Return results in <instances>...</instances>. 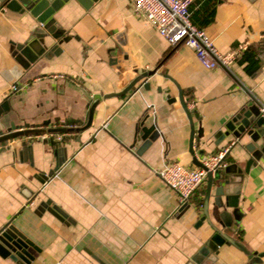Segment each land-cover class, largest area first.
Returning <instances> with one entry per match:
<instances>
[{"label":"crops","instance_id":"obj_1","mask_svg":"<svg viewBox=\"0 0 264 264\" xmlns=\"http://www.w3.org/2000/svg\"><path fill=\"white\" fill-rule=\"evenodd\" d=\"M130 1L63 2L52 17L68 40L26 67L11 47L41 25L0 6V131H29L0 141V231L12 227L30 242L24 264H186L201 247L213 256L210 264H264L257 255L264 250V154L244 171L250 138L214 137L241 107L264 105V49L253 76L238 58L206 69L189 47L167 45ZM188 9L221 51L264 38V0H192ZM144 70L154 72L104 97ZM176 85L197 137L193 155L200 160L229 146L220 173L239 197L236 208L222 204L229 217L220 224L211 185L207 212L219 232L200 221L206 177L183 207L155 173L165 161L194 165ZM145 128L156 135L137 153ZM43 131L62 140L41 139ZM0 264L17 263L0 255Z\"/></svg>","mask_w":264,"mask_h":264},{"label":"water","instance_id":"obj_2","mask_svg":"<svg viewBox=\"0 0 264 264\" xmlns=\"http://www.w3.org/2000/svg\"><path fill=\"white\" fill-rule=\"evenodd\" d=\"M67 0H0L1 8L4 7L8 10H13L18 12L19 14H28L33 16L36 21L41 25L42 32H34L32 33V38L26 40L21 43L14 44L11 47V51L14 53L15 59L22 67H26L32 62H34L37 58H49L52 54H57L59 50L58 44L62 41H66L69 38L68 36H64V31L54 25V19L52 17L53 12L59 8L63 2ZM81 4H86L91 0H77ZM48 35L51 37L52 41L49 45L44 42V36ZM154 70H144L139 73L132 79H130L125 87L117 92H108L104 97L107 96H118L126 93L127 90L132 88L136 82L144 78V76L148 74H152ZM143 85H147L145 81ZM177 86V85H176ZM178 88V86H177ZM178 102L181 104L185 115L190 121V111L186 107V103L182 99V93L178 88ZM224 131H217L214 134L216 139H219L221 136L230 133L232 137H238L239 135L245 133L248 138H250V142L245 145L246 149L251 152V157L246 161L244 171L247 170L248 166L254 163V159L258 160L261 154H264V118L261 115L259 109L254 106L241 107L237 113L231 116L227 122L224 124ZM58 131H63L62 129H55ZM28 130L15 129L14 126H11L10 129L6 133H1L0 131V141L7 140L11 138H15V136H20L23 134H27ZM35 132V131H34ZM147 129H141L137 141H140V147L137 150V153L143 148H145L156 135L155 131L150 132L147 135ZM197 139V137L193 135V126L192 121H190V131H189V144L188 151L192 155V163L196 166H201L200 160L193 155V140ZM143 140V143L141 141ZM197 141V140H196ZM50 142H52L50 140ZM23 147H28L24 141L21 142ZM60 147L57 149L59 150ZM62 159H57V164L62 163ZM53 170H50L48 174H42L43 181L47 176H50ZM239 176V174H238ZM206 177V186L204 191L203 203L201 207L200 221L206 219L209 225L213 230L219 232V230L211 223L210 216L207 212V200H208V192L211 185L214 183V199L213 205L214 209L212 214L215 217V221L222 224L227 223L229 213L222 208V204L226 207L236 208L238 202V188L237 186H233V183H230L228 177L225 175H221L220 169H216L212 173L207 171L205 173ZM224 196V203L221 197ZM41 205L46 206L44 202ZM187 206V204H184ZM183 206V207H184ZM53 212H57L60 216H64L62 212L54 205L50 207ZM221 233V232H220ZM223 236L227 238V236L222 232ZM230 240V239H229ZM235 244L234 241L230 240ZM31 245L30 242L23 237L21 233L16 231L12 227H7L0 231V255L7 256L15 261L17 264H24L28 262L29 259L32 258L30 254L27 252V247ZM237 245V244H235ZM258 257L264 255V250L257 253ZM211 260H213V256L206 250V248H199L196 250V253L193 254L189 260L186 261V264H210Z\"/></svg>","mask_w":264,"mask_h":264},{"label":"built area","instance_id":"obj_3","mask_svg":"<svg viewBox=\"0 0 264 264\" xmlns=\"http://www.w3.org/2000/svg\"><path fill=\"white\" fill-rule=\"evenodd\" d=\"M192 0H131V11L141 21L149 25L163 37L170 47L184 44L189 47L196 60L206 69L218 66L228 67L245 49L240 43L235 48L221 51L216 48L203 28H197L190 19L188 6ZM17 83L10 85L16 90ZM264 118V105L259 108ZM44 140L61 141L62 134L43 131L38 135ZM229 146L221 147L212 154L202 155L201 166L180 164L177 161H165L162 167L155 171L156 175L169 186L177 196L178 204L189 203L190 195L202 184L207 171L213 172L224 166V155Z\"/></svg>","mask_w":264,"mask_h":264},{"label":"trees","instance_id":"obj_4","mask_svg":"<svg viewBox=\"0 0 264 264\" xmlns=\"http://www.w3.org/2000/svg\"><path fill=\"white\" fill-rule=\"evenodd\" d=\"M192 22V20H191ZM193 23V22H192ZM194 24V23H193ZM197 28H202L199 24H194ZM264 49V38L259 39L255 43H250L248 46L243 49L238 58V61L244 64V70L245 72L253 76L255 75V72L259 69L260 63H259V57Z\"/></svg>","mask_w":264,"mask_h":264}]
</instances>
